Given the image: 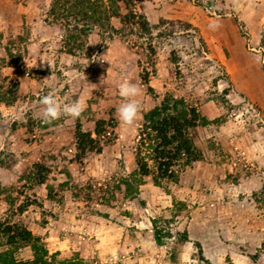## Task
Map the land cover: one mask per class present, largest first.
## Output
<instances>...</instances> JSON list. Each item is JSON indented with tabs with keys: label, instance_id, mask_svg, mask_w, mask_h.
Here are the masks:
<instances>
[{
	"label": "rangeland",
	"instance_id": "rangeland-1",
	"mask_svg": "<svg viewBox=\"0 0 264 264\" xmlns=\"http://www.w3.org/2000/svg\"><path fill=\"white\" fill-rule=\"evenodd\" d=\"M51 4L0 0V223L28 230L52 264H264V0H141L149 34L95 29L77 44L47 16ZM125 82L140 89L131 127L117 115ZM45 94L85 110L46 123ZM166 95L204 118L202 158L174 183L144 179L131 200L114 187L135 170L143 117ZM78 131L101 150L82 153ZM5 242L0 253L32 260L29 246Z\"/></svg>",
	"mask_w": 264,
	"mask_h": 264
},
{
	"label": "trees",
	"instance_id": "trees-1",
	"mask_svg": "<svg viewBox=\"0 0 264 264\" xmlns=\"http://www.w3.org/2000/svg\"><path fill=\"white\" fill-rule=\"evenodd\" d=\"M139 1L141 0H52L47 16L56 21L64 20L66 27H71L73 31L70 39L75 44L80 42L81 37H88L95 29L102 30L107 35L116 34L121 39H127L129 35L140 39L142 33H150V27L145 19L135 12V5ZM120 4L128 10L125 15L120 13ZM113 18L119 20V30L110 25ZM146 50L151 57L154 53L152 44ZM203 124L204 118L197 108L183 99L166 95L157 107L143 117L134 148L135 170L126 178L120 179L114 188L122 186L124 197L132 200L139 195V189L146 178L156 186L176 182L185 168L202 158L195 145L194 134ZM106 126L102 121L97 124V138L102 137ZM76 135L82 153L86 152V149L96 152L101 150L90 134L78 131ZM0 236H5V244L14 250L26 245L34 253L31 261L23 262L15 259L14 251L8 250L0 253V264H52L48 262L50 257L40 241L28 230L0 223ZM160 237L159 233L155 235L157 240Z\"/></svg>",
	"mask_w": 264,
	"mask_h": 264
},
{
	"label": "clouds",
	"instance_id": "clouds-1",
	"mask_svg": "<svg viewBox=\"0 0 264 264\" xmlns=\"http://www.w3.org/2000/svg\"><path fill=\"white\" fill-rule=\"evenodd\" d=\"M118 91L120 97L124 98V102L117 109L118 119L122 125L131 127L136 123L142 110L141 102L136 99L140 95V89L136 84L125 82L120 85ZM38 104L41 107V118L46 123L62 116L76 119L85 110L83 101L74 100L61 105L53 94L43 95L39 98Z\"/></svg>",
	"mask_w": 264,
	"mask_h": 264
}]
</instances>
